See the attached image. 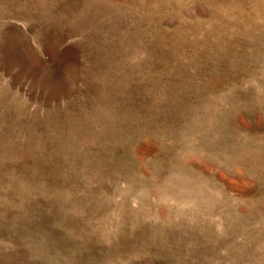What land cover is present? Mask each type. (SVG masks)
Here are the masks:
<instances>
[{"label":"rangeland","instance_id":"obj_1","mask_svg":"<svg viewBox=\"0 0 264 264\" xmlns=\"http://www.w3.org/2000/svg\"><path fill=\"white\" fill-rule=\"evenodd\" d=\"M0 264H264V0H0Z\"/></svg>","mask_w":264,"mask_h":264}]
</instances>
